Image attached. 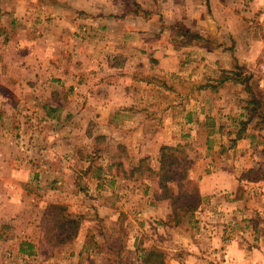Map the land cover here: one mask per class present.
Segmentation results:
<instances>
[{
    "label": "rangeland",
    "instance_id": "1",
    "mask_svg": "<svg viewBox=\"0 0 264 264\" xmlns=\"http://www.w3.org/2000/svg\"><path fill=\"white\" fill-rule=\"evenodd\" d=\"M188 2L164 0V13L150 29L159 28L154 35L183 49L184 58L201 57L184 50L190 44L222 56L226 51L233 59L236 74L221 84L227 83L224 92L243 117L227 120L234 137L245 140L239 150L251 158L236 175L237 193L256 199V184L264 180L241 176L255 168L252 178L264 177V99L256 84L261 17L248 11L253 0H220L215 6L194 0L197 16L179 19L176 4L184 10ZM155 3L0 0V264H143L150 249L163 252L165 264H182L190 252L195 260L206 253L210 216L200 211L207 204L200 181L215 168L209 158L213 143L182 135L167 146L171 150L138 157L133 147L100 134L109 119L102 118L115 113L99 114L85 98L95 96L87 82L100 85L108 75L97 95L115 83L108 51L131 34L132 26L120 27L130 22L125 16L134 13L132 28L143 29ZM106 28L116 31L113 38ZM96 52L101 60L88 63ZM188 87L182 84L181 91ZM237 140L222 145L235 148ZM22 242L26 253L19 251Z\"/></svg>",
    "mask_w": 264,
    "mask_h": 264
},
{
    "label": "crops",
    "instance_id": "2",
    "mask_svg": "<svg viewBox=\"0 0 264 264\" xmlns=\"http://www.w3.org/2000/svg\"><path fill=\"white\" fill-rule=\"evenodd\" d=\"M155 1V8L146 15L150 17L145 22L149 29L132 28L137 22L133 20L132 12L124 18L130 22L120 25L132 26L127 31L131 30V34H123L118 43H111L108 71L116 80L105 88V93H101L104 95L102 99L95 91L105 86L103 81L108 75H104L100 85L96 81L87 82L92 86L90 92L95 94V99H88L85 95L89 105L94 106L99 114L109 113L107 116H110L115 113L111 114L112 117L102 118L103 121L109 119L100 126L102 131L99 133L109 135L110 142L133 147L132 151L138 157L150 156L162 146L174 145L182 135L191 141L201 140L205 145L213 143L209 158L215 168L200 181V193L207 199L206 206L200 211L210 216L205 225L208 247H205L206 253L201 259H193L190 252L182 264H264L261 236L264 233V182L256 184L259 193L256 199L246 198L245 193L238 194L236 175L247 170L251 158L239 150L244 144L243 138L237 140L235 148L222 145L235 138L230 132L234 125L228 122L229 115L243 117L241 107L232 95L224 92L227 83L221 84L222 80L230 81L236 74L234 61L225 54L226 51L222 56L220 51L212 54L204 49L206 47L190 44L183 47L184 50H194L197 57L201 56L200 60L191 55L184 58L183 49L168 46L161 34L154 35L159 28L150 29H154L151 23L154 17L158 21L165 8L164 0ZM188 1L184 10L176 4V9L182 12L179 19L183 16L191 19L198 14L194 0L192 3ZM208 1L214 6L220 2ZM250 10L259 12L260 26L264 27V0H253ZM114 32L106 28L109 38H113ZM96 53L92 61H86L98 63L102 56L101 52ZM105 53L102 50V54ZM182 84L189 86L186 93L181 91ZM210 116L213 118L209 119ZM219 127L223 128L222 133L218 132ZM211 259L214 262H207Z\"/></svg>",
    "mask_w": 264,
    "mask_h": 264
},
{
    "label": "trees",
    "instance_id": "3",
    "mask_svg": "<svg viewBox=\"0 0 264 264\" xmlns=\"http://www.w3.org/2000/svg\"><path fill=\"white\" fill-rule=\"evenodd\" d=\"M197 39H199V37H196ZM254 99H252L251 102H249L248 104L251 105L252 107L254 106L253 103ZM248 121V120H247ZM240 135L238 134L235 137L236 139H239ZM167 150H171V147H167V146H162L160 148V151L163 153ZM264 153V151H263ZM140 163H143V160H140ZM259 172V169H255V168H251L248 171L245 172L244 175H242V179H245L247 181H259V180H264V177H261L259 179H257L255 176L252 178V175H255L256 173ZM192 210H194V207H192ZM23 245H25L24 242H22L20 244V253H26V248H23ZM28 247L30 248L31 246L28 245ZM142 263L143 264H165V258H164V254L161 251H157L156 249H150V250H146L143 255H142Z\"/></svg>",
    "mask_w": 264,
    "mask_h": 264
},
{
    "label": "built area",
    "instance_id": "4",
    "mask_svg": "<svg viewBox=\"0 0 264 264\" xmlns=\"http://www.w3.org/2000/svg\"><path fill=\"white\" fill-rule=\"evenodd\" d=\"M256 84L258 91L264 99V41L262 43L260 59L256 69Z\"/></svg>",
    "mask_w": 264,
    "mask_h": 264
}]
</instances>
